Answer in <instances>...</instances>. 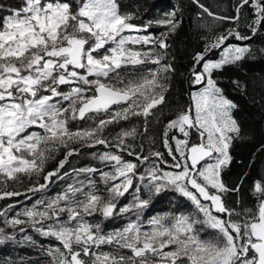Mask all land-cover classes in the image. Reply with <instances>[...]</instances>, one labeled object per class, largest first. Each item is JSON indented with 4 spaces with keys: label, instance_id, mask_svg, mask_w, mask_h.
Segmentation results:
<instances>
[{
    "label": "snow or ice",
    "instance_id": "snow-or-ice-1",
    "mask_svg": "<svg viewBox=\"0 0 264 264\" xmlns=\"http://www.w3.org/2000/svg\"><path fill=\"white\" fill-rule=\"evenodd\" d=\"M190 3L198 28L208 35L201 37L188 70V102L164 126L165 151L150 148L147 154L143 144L137 151L128 138H147L150 121L166 103L175 72L166 58L184 23L183 10L174 6L141 25L131 22L135 13L121 12L117 0H22L10 9L0 4V12H7L0 16V199H29L28 193L43 191L53 178L74 177L56 197L37 200L5 221L20 226V233L28 224L58 241L47 249L51 264H264V176L253 181L252 207L238 210L226 203L245 178L231 188L224 180L244 128L235 115L239 104L220 81L227 68L264 60V47L251 43L264 29V0H234L232 15L202 0ZM246 9L250 22L241 24ZM225 23L230 26L219 30ZM152 27L163 31L152 34ZM231 83L246 93L245 83ZM133 120L143 121L142 131L121 127ZM76 121L88 126L73 128ZM113 127H120L115 135ZM98 146L105 150L91 156L103 169L61 172L70 157ZM61 149L64 159L43 174ZM257 151L264 152V143ZM97 173L106 195L93 179ZM41 174L43 184L23 193L7 190L22 175ZM130 190L131 202L118 206ZM170 193L194 210L176 208L145 222L146 210ZM96 215L129 219L105 231L102 222L89 219ZM15 239L0 228V245ZM24 240L33 242L27 235Z\"/></svg>",
    "mask_w": 264,
    "mask_h": 264
},
{
    "label": "trees",
    "instance_id": "trees-1",
    "mask_svg": "<svg viewBox=\"0 0 264 264\" xmlns=\"http://www.w3.org/2000/svg\"><path fill=\"white\" fill-rule=\"evenodd\" d=\"M120 5L122 13H135V17L131 21L134 24H144L154 16H158L162 12L171 10L174 6H179L183 10V25L180 29L179 35L174 37L170 43L171 47L168 50L167 61L173 64L175 68L174 74L171 75V88L166 94V103L161 106L155 117L152 118L148 125V137L137 135L135 138H128V143L139 151L140 145L143 144L144 154H147L150 148L164 152L162 145V134L164 126L168 120L173 118L174 110L180 106L186 105L188 102V70L192 65V57L195 52L201 50L203 41L202 36L208 33L198 28L199 21L196 19L197 9L190 3V0H117ZM206 6L211 7L214 11L224 15H232L234 0H202ZM5 8L20 7L22 0H0ZM155 7H152V5ZM146 13V15H145ZM7 15V12H0V16ZM251 12L246 9L241 24L250 22L249 17ZM230 25H219V30H223ZM163 29L152 27L149 32L152 34H159ZM147 34V33H145ZM234 43H240L233 41ZM252 46L255 49L264 47V29L261 33L252 40ZM215 58V57H214ZM239 79L247 85L246 93L241 94L237 91L231 81ZM221 87L225 90V94L240 106L239 111L235 113L238 120L242 123L244 128V138L235 143L233 149L234 163L225 170L224 180L228 186L235 187L240 183L241 178L245 177L239 193H229L226 196V203L229 207L237 208L238 210L244 207H252L255 204V197L252 194L253 181L264 176V152L257 151L259 145L264 143V60L257 58L255 61H246L242 66L237 68H227L220 74ZM67 91V88H62ZM90 123V122H89ZM88 125L80 121L72 124L73 128L87 127ZM135 126L139 131H142L143 121L133 120L131 122H122L121 127L128 129ZM38 131V129H33ZM120 131V127H113L110 129L112 135ZM172 134L179 135L178 132ZM154 141V144L152 143ZM102 146L97 148H84L79 155L69 158L68 163L65 164L61 172H71L73 168H83L86 166H96L104 168L98 161L94 160L91 153L94 151H104ZM65 151L61 149L54 154V159L47 162L45 171L54 170L59 161L64 159ZM125 159H133L125 155ZM142 166L139 171L143 172ZM107 170V169H104ZM43 174L40 176H21L18 182H10L7 186L8 191L24 192L25 189L34 184H43ZM245 174H247L245 176ZM83 177H81L82 179ZM95 180L101 194L106 195L105 186L100 179L99 174H94ZM74 177L71 175L64 179L53 178L48 187L41 192L28 193L30 197L26 199L24 195L19 197H9L0 199V228H3L9 235L15 234V241H9L0 245V264H51V257L47 255V249L55 247L58 244L52 237H44L35 232L28 224L22 225L26 231L20 233L17 228L5 223L16 217L18 213H22L24 208H31L37 200H50L67 186L73 183ZM239 199V204H238ZM132 200L131 190L125 197L120 198L118 206H124ZM12 205V207H9ZM178 208L183 212L193 211L191 203L185 198H181L178 194H168L157 200L149 210H146L143 217L146 222L151 216L157 213H164ZM21 219H26L22 215ZM93 222H102L105 231H111L116 228H122L129 217L116 216L104 220L101 216L96 215L89 217ZM145 227L147 224L145 223ZM212 235L213 233H209ZM31 236L33 242H26L24 236ZM109 247L103 248V251H109Z\"/></svg>",
    "mask_w": 264,
    "mask_h": 264
}]
</instances>
